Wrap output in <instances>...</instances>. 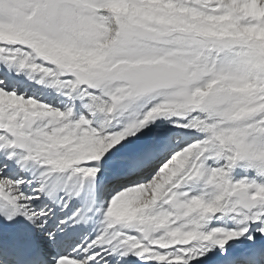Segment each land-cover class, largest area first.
<instances>
[{"label": "snow or ice", "instance_id": "obj_1", "mask_svg": "<svg viewBox=\"0 0 264 264\" xmlns=\"http://www.w3.org/2000/svg\"><path fill=\"white\" fill-rule=\"evenodd\" d=\"M0 264H264V0H0Z\"/></svg>", "mask_w": 264, "mask_h": 264}]
</instances>
